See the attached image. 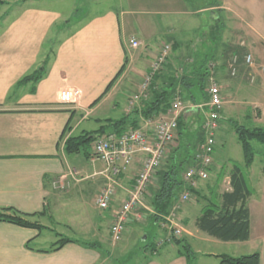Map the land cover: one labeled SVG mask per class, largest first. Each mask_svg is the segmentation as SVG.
Returning a JSON list of instances; mask_svg holds the SVG:
<instances>
[{
    "label": "crops",
    "instance_id": "obj_1",
    "mask_svg": "<svg viewBox=\"0 0 264 264\" xmlns=\"http://www.w3.org/2000/svg\"><path fill=\"white\" fill-rule=\"evenodd\" d=\"M49 1L56 0H15L14 6H8L10 12L7 10L0 19V209L13 208L23 214H39L33 221L46 227L38 230L1 222L0 264H105L104 256L111 255L109 250L105 251L104 246L113 242L111 226L135 184L141 169V156H137L133 164L116 178L115 197L110 208L102 211L95 205V198L103 184L107 183L105 181L112 179L110 173L106 172V165L88 158L93 169L90 173L88 163L70 160V156L64 152L65 140L79 135L76 133L80 127L91 120H96V125L101 126L103 120L118 121L129 117L130 123L136 122L137 127L132 125L127 131L145 128L149 120L155 121L160 115L168 114L169 110L146 118L142 107L149 97L141 103L131 100L139 87V81L148 71L144 68L148 60L143 58L145 50L137 53L139 48L134 49L130 40L137 39L139 47L144 43L151 45L157 26L153 20L154 15L171 16L177 24L186 16L190 20L209 16V26L214 24L217 28L223 21V12L231 13L232 9L223 5L210 9L198 7L194 10L185 0H124L120 10L108 9L75 24L69 20V12L46 3ZM196 25L190 31L183 30L184 25L179 26V33L191 34L192 38L173 41L178 48L170 54L169 70L167 68L165 72L159 73L161 78L157 81V89L176 81L175 96L179 94L188 106L180 116L185 126L190 125V120L194 118L197 130L203 135L202 124L208 114V100L205 101L206 96L199 92L198 87L186 85L195 83L194 68L208 60L207 67L212 63L217 67L216 70H209L222 87L224 109L226 107L232 114H236L244 110V105H249L253 112L242 114L243 117L263 126L264 84L257 72L258 67L264 64V47H258L260 43L264 44V36L255 29L250 34L241 27L236 31L245 36L247 43L241 42L240 47H245L244 50L248 52L240 55L251 54L256 66L252 70L242 60L238 75L232 76L228 65L230 58L218 64L214 61L216 58H225L223 54L214 51L211 56L206 55V37L202 36L198 40L194 36L202 24ZM233 48L236 51L237 47ZM50 51L47 75L37 84L18 86L23 77L40 66ZM238 51L241 53L242 50L238 48ZM177 63L180 64L178 68ZM124 65L122 75L101 101L95 104ZM250 72L257 76L254 83L249 80ZM186 75L189 78L181 82V78ZM186 88L194 91L195 95L188 96ZM230 89L231 93L226 94ZM63 90L72 92L71 103L60 102L59 93ZM204 92L207 95V89ZM236 107L238 110H235ZM66 129V135L62 138ZM97 130L82 129L81 133ZM260 163L262 178L257 182L253 181L251 175L255 161L250 168L253 193L247 201L250 211V237L247 241L225 242L212 237L196 226L200 212L193 214V210L179 208L177 216L181 218L178 217L175 222L177 224L179 219L183 220L180 238L195 252V264H219V255L240 257L255 252L260 253V264H264L263 157ZM98 164H101V169H97ZM73 171L76 172V180L70 179L75 182L73 188L68 193H58L53 182ZM154 188L156 183L149 186L146 194L148 211H135L131 215L122 241L136 240L139 243L140 240L145 243L151 237L152 241L146 243L140 253L145 258L144 264H188L179 247L172 241L161 245V248L166 245L174 247L168 256L151 252L159 242L166 240L168 234L166 229L162 228L164 231H161L158 224H152L149 218L153 213L149 202ZM73 200L79 204L78 209L72 215L66 214L68 220L62 223L63 228L55 231L50 224L54 211L64 210ZM43 231L54 235L51 245L60 238L56 234L77 242L68 243L57 251L41 252L51 248V245H39L43 240ZM91 241L100 242L103 252L81 244ZM28 243L32 249L26 247ZM147 245L150 247L146 250ZM217 247L228 249L217 251Z\"/></svg>",
    "mask_w": 264,
    "mask_h": 264
},
{
    "label": "trees",
    "instance_id": "obj_2",
    "mask_svg": "<svg viewBox=\"0 0 264 264\" xmlns=\"http://www.w3.org/2000/svg\"><path fill=\"white\" fill-rule=\"evenodd\" d=\"M192 9L203 7L210 9L212 7L220 6L218 1L213 4H206L204 0H185ZM7 0H0V8L6 4ZM172 50L177 51L178 46L175 43L172 44ZM238 48L234 51V54L229 59L230 74L232 75V67L237 69L239 73V66L243 60L245 63V56H241ZM233 57H237V62H232ZM51 59V51L43 59L40 66L30 74L23 77L19 82L18 86L27 83L37 84L41 81L48 71V64ZM127 62V61H126ZM208 60H205L199 67L194 68L195 71V83H188L186 87H198L199 92L206 96L205 101L208 100V93L205 95L204 90L208 89V81L210 79L211 71L207 67ZM126 65V64H125ZM125 65L120 70L116 78L107 87L104 94L95 102L97 104L101 99L110 91L116 80L122 75L125 70ZM169 63L165 65L168 67ZM232 65V67H231ZM164 67V68H165ZM216 69V68H215ZM233 76V75H232ZM161 78V75L156 74L150 85V96L143 102L142 113L146 118H151L154 115H159L163 112H167L171 106L172 100L177 91V82L172 81L167 86L157 89V81ZM188 75L181 78V82L187 80ZM186 94L195 95L194 91H190L188 88L185 89ZM101 127L94 132H83L77 136H70L65 140L64 152L67 155L82 153L87 159L90 158L91 151L90 147L100 137H104L109 134V130L116 134H122L129 127H137L136 122L129 121L128 118L122 120L113 121L110 119L103 120L100 122ZM237 140L241 145L243 152V163L233 162L232 169L230 172V186L231 191H226L219 194L216 189L219 186L220 181L225 175L223 169L219 174V182L216 188L211 189V195L201 196L200 193L191 188L186 184L183 179L185 172L195 164L198 147L203 142L204 134L201 135L200 130H197L193 135L192 140H189L186 136V126L182 116L178 119V135L180 144L177 148L171 151L168 159L164 162V165L156 172V188L152 189V197L149 205L152 208V214L149 215L152 224H158L161 227L162 224H167L166 218L172 213L174 207L177 205L181 194L184 191H189L192 194L197 195L205 201L202 206L200 216L197 218V228L219 240L225 242L233 241H247L250 237V211L248 208V198L252 195L253 189L250 185V168L253 165L257 152L252 142H257L264 145V125L259 127H247L239 124V122L231 120L230 122ZM109 128V129H107ZM67 132H64L65 137ZM196 140V141H195ZM195 141V143H194ZM43 213H40V215ZM39 214H23L13 208L0 209V223L6 222L11 223L24 228H34L43 230L46 228L37 221H33ZM169 226V224H167ZM60 237L56 242L51 245L48 250H40L41 252H51L61 249L64 245L75 240ZM177 247H179L180 253L186 258L188 264H195L196 254L191 246L180 237H173L171 240ZM83 246L92 248L103 252V247L100 242L91 241L81 243ZM28 249H32L29 243L26 245ZM150 246H145L147 250ZM157 247L152 249L153 254H157ZM108 252H106L107 254ZM219 258V264H260V253L255 252L250 255L234 257L227 254L217 256Z\"/></svg>",
    "mask_w": 264,
    "mask_h": 264
},
{
    "label": "rangeland",
    "instance_id": "obj_3",
    "mask_svg": "<svg viewBox=\"0 0 264 264\" xmlns=\"http://www.w3.org/2000/svg\"><path fill=\"white\" fill-rule=\"evenodd\" d=\"M13 1L15 2V0H10V2L7 1L6 4H4L0 8V19L7 10L9 9L11 10L10 7L8 9V6L11 5L14 6ZM215 1H218L220 6L227 5L226 7L232 9L231 13L230 12L227 13L226 11L223 12L222 14L223 21L221 24H219V27L217 28L215 27L214 24L209 26L210 24L209 16L207 18L200 17V19L195 18L193 20H190V17L186 16L185 19L179 20V23L177 24L176 20L172 19L171 16H167L163 14L157 16L154 15L153 20L157 22V26L155 27L156 28L155 37L152 39L151 45L144 43L137 50V53L139 52V50L140 51L142 49L145 50L143 58L144 59L147 58L148 60V61L146 60L147 61L146 65H144L145 70L150 71L153 62L160 54L161 49L163 48L164 45L169 44L172 46L174 40L185 41L192 38L191 34L188 35V33L187 34L179 33L178 32L180 31L179 26L184 25L182 29L183 30L187 29V31L188 30L190 31L192 29H195V26H197L196 23H201L202 27H200V29L196 31L194 36H196L197 39L202 38V36L206 37L205 47L207 48L206 49L207 56H211L214 51H216L217 54H221V55L223 54V56H225V58H218V59L216 58L214 62L218 64H223L228 58H231V56L234 54L233 52L235 51L233 47L240 48L242 50L241 53L248 52V50H244L245 47H240L241 42L246 43L245 36H243V34L240 35L236 33L237 30H240L239 29L240 27L243 28L245 31H247V33L253 32L252 29H255L256 31L259 32V34L264 36V0H204V3L213 4ZM46 3L55 5L56 7H59L69 12V20L72 23L76 24L79 21H84L85 19L90 18L98 13L104 12L108 9L120 10L124 5V0H56L53 2L49 1ZM10 10L7 12H10ZM233 14H235L236 16H234ZM258 47L263 48L264 44L260 43ZM171 56L172 55L169 56L168 63H170ZM179 65L180 64L177 63V68L179 67ZM167 68L168 67L163 68L161 72H165ZM148 71L142 76L141 80L139 81V87L136 89L135 93L133 94V99H131L132 101H137L138 103H141V101L149 97L150 88H147L145 86L146 79L148 76L147 74ZM208 86H209V81H208ZM230 93H231V89L230 91L228 90L226 94H230ZM223 100L225 102L224 96H223ZM243 109L244 110H242L241 113L234 112L236 114H232L226 107L224 109L223 106L224 116L222 111V119L220 121V128L216 140L214 161L210 167L209 177L206 181L201 182L199 188L196 189L201 196L209 197L211 195V189L216 188V185L219 182L218 181L219 174L223 169L225 170V175L223 179L220 181L216 191L219 194H221L223 192L231 190L230 172L232 169V165L233 162L243 163V152L230 122L231 120H234L239 122V124L245 125L247 127H259L258 124L253 123V121L246 119L242 115V114H246L247 112L249 113L253 112L251 107L249 105H244ZM235 110H238V108L236 107ZM96 124H97L96 120L85 122L80 127V130L76 134H81L82 129H88V128L99 129L101 126ZM197 129L198 127L196 121L194 120V118H192L190 120V125L188 124L185 129L186 136L189 140H192L193 135L195 134ZM177 144L178 146L180 144L179 135L177 136ZM252 144L257 152V155L255 159V164L251 169L253 171V173L251 172V175L253 181L257 182V180L262 178V173L259 168H262L260 160L261 157L264 158V145H261L257 142H252ZM91 149L92 147L89 148L90 151ZM69 156H70L69 157L70 160H73V162L76 160L78 163L80 162L88 163L87 158L82 153L73 154ZM88 167L90 168L89 172L92 173L93 169L90 163H88ZM97 169H101V164L97 165ZM105 182L107 183H104L103 187L109 183V181L107 180ZM153 183H157L156 179H153V181L150 182L149 186L152 187ZM74 184L75 182H71L69 189L63 192L64 193L70 192ZM56 191L58 193L60 192L58 190ZM184 192L181 194L179 201L177 203L178 204L177 212L179 211V208L186 207L189 210H193V214H198L199 212L201 213V209L202 206L205 204V201L202 198L190 192L191 194L189 199L186 202H182L181 197L184 194ZM69 204H70L69 206L64 208V210L66 211L64 213H63L64 210L62 209H60V211L58 210L54 211L53 219L50 224L55 231H61L60 229L63 228L62 223L64 224L68 220L66 214L72 215V212L78 209L77 206H79V204L76 203V200H73ZM140 211L147 212L148 210L142 208ZM178 217H180V215L177 216L176 214V219H178ZM179 220L180 221L177 220L178 221V223L176 224L177 228H180L181 223H183L182 219ZM58 223H60L59 226ZM137 225L141 226V224H137ZM140 226H134V227L141 228ZM162 230L163 229L161 228V231ZM42 238L43 240L39 245H41L42 247L46 245L50 246L51 238L53 239L54 235L49 231H43ZM122 239L117 243L111 242L110 244H106V246H104L105 251L109 250L111 255V256H106V255L104 256V260H106L105 264H144L145 258L142 257L140 253L142 249H144L143 246L146 243L149 244L152 241L150 240L151 237L150 239H147L145 243H143L140 240L139 243H136V240L133 241L129 240V242L127 241L124 242L122 241ZM54 240L56 241V239ZM173 249L174 247H172L171 245H166L165 247L162 248L160 246L157 248V253L165 257L168 256L170 253H172ZM221 249H223V251L224 250L226 251L228 247H217V251H222Z\"/></svg>",
    "mask_w": 264,
    "mask_h": 264
},
{
    "label": "built area",
    "instance_id": "obj_4",
    "mask_svg": "<svg viewBox=\"0 0 264 264\" xmlns=\"http://www.w3.org/2000/svg\"><path fill=\"white\" fill-rule=\"evenodd\" d=\"M130 44L134 49L139 48L140 44L137 39L132 38ZM172 46L166 44L161 49L160 54L151 66L147 76L145 86L150 88L153 78L159 74L168 63ZM245 64L250 69L255 68V61L251 54L245 56ZM232 62H237V57H233ZM232 67V65H231ZM209 68L213 71L216 64H210ZM258 76L264 84V64L258 67ZM237 74V69L232 67V75ZM256 74L249 73L251 83L256 81ZM208 101L206 107L208 114L202 124L204 133L203 142L198 147L196 162L184 174L183 179L191 188H199L201 182L208 179L210 167L214 161L217 134L220 128V120L224 106L222 96V87L214 78L213 74L209 79L207 89ZM72 92L63 90L59 93L60 102L69 104L72 102ZM196 106L195 108H203ZM188 109L179 94L172 100L167 115H160L157 120H149L145 128L130 129L122 134L109 133L104 137L98 138L92 146L90 159L93 162H102L106 165V172L110 173L109 183L102 187L95 198V205L102 211L110 208V205L116 194L117 180L134 162L137 156H141V169L135 179V184L129 191L128 198L123 202L118 210L115 220L111 226V237L113 242L121 241L126 224L135 211H140L146 207V194L149 191L150 182L155 179L156 172L164 165L169 153L174 150L177 144L178 119L180 115ZM76 172H69L53 182V187L58 191L69 189L71 181L76 180ZM187 190L181 197L182 202H186L190 197ZM178 204L174 207L172 213L166 218L167 224H162L161 228L168 231L165 241L159 242L160 247L164 242H171L172 238L180 237L181 228L176 226V214Z\"/></svg>",
    "mask_w": 264,
    "mask_h": 264
}]
</instances>
